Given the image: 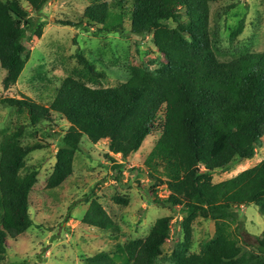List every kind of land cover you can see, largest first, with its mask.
Returning a JSON list of instances; mask_svg holds the SVG:
<instances>
[{"label":"trees","instance_id":"16d2710c","mask_svg":"<svg viewBox=\"0 0 264 264\" xmlns=\"http://www.w3.org/2000/svg\"><path fill=\"white\" fill-rule=\"evenodd\" d=\"M24 1L27 9L19 0H0L5 90L16 85L25 69L29 34L42 37L44 24L36 16L50 0ZM62 24L87 32L98 27L97 36L152 35L164 62L155 70L131 65L127 82L104 87L106 73L79 54V67L62 79L48 106L26 97L0 100L5 107L27 111L33 126L49 121L51 113L69 124L47 188H60L73 175L84 139L93 145L108 141L109 152L127 161L157 133L159 138L145 161L154 183L150 193L165 187L167 198L154 204L180 208L183 215L184 240L171 256H163V248L171 238L172 218L161 217L146 238L96 252L86 264H162L163 259L171 264H264V236L248 241L231 227L242 207L255 205L264 216V160L228 180L213 182L214 176L253 159L262 144L264 52L225 59L209 0H92L78 23ZM243 31L240 24L233 39ZM24 129L20 126L0 143V264H29L6 260L8 241L34 225L30 197L38 172L33 170L24 178L20 173L26 158L46 147L40 141L21 143ZM117 169L123 173V166ZM114 200L128 204L124 198ZM198 217L215 223V236L198 253H190L192 224ZM82 223L120 233L97 199L90 203ZM242 243L254 251L244 252Z\"/></svg>","mask_w":264,"mask_h":264},{"label":"rangeland","instance_id":"374dc122","mask_svg":"<svg viewBox=\"0 0 264 264\" xmlns=\"http://www.w3.org/2000/svg\"><path fill=\"white\" fill-rule=\"evenodd\" d=\"M24 8L27 4L19 0ZM112 1V0H105ZM92 0H50L40 15L43 35L29 34L25 45L30 52L25 69L11 89L3 88L6 72L0 65V100L2 98H30L48 106L62 79L79 67V54L95 63L106 73L104 87H115L129 79L131 65H146L157 69L164 58L157 52L152 35L99 34L98 27L89 32L66 26L63 21L78 23ZM212 24H217L221 40L220 52L225 59L239 58L248 53L264 52V0H209ZM170 25H173L171 22ZM244 24L243 33L233 39V33ZM129 29V25H127ZM23 126L21 143L40 141L46 146L26 158L20 177L38 172V182L30 197V214L34 225L17 239L8 241V262L26 261L29 264H86V259L99 251H106L130 240L144 239L157 219L172 218L171 238L163 248V256H171L184 240L183 215L180 208L154 204L165 200L168 192L160 187L150 192L153 181L148 177L145 161L159 135L153 133L139 152L127 161L109 152L108 141L93 145L83 140L81 151L74 159V173L60 188H47L55 166V154L69 124L58 114L50 120L31 125L27 111L15 110L0 103V143L6 135ZM116 163H113L111 159ZM264 160V138L253 159L239 164L228 174L214 176V183L228 180ZM118 166H123L120 174ZM124 198L128 204H117L115 198ZM156 198V199H155ZM93 199L105 208L120 233L113 235L82 223ZM232 230L242 239L252 241L264 236V216L255 205L236 211ZM193 237L190 253H198L205 242L215 236V223L198 217L192 224ZM244 252L254 251L240 244ZM171 264L170 261H161Z\"/></svg>","mask_w":264,"mask_h":264},{"label":"built area","instance_id":"2783aa9c","mask_svg":"<svg viewBox=\"0 0 264 264\" xmlns=\"http://www.w3.org/2000/svg\"><path fill=\"white\" fill-rule=\"evenodd\" d=\"M117 157H118L119 163H121L120 160H119V159H122L121 155H117Z\"/></svg>","mask_w":264,"mask_h":264}]
</instances>
